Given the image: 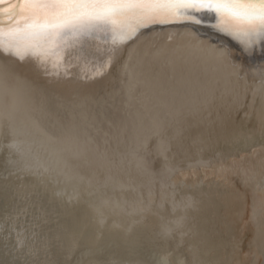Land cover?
I'll return each mask as SVG.
<instances>
[{
  "label": "bare ground",
  "instance_id": "1",
  "mask_svg": "<svg viewBox=\"0 0 264 264\" xmlns=\"http://www.w3.org/2000/svg\"><path fill=\"white\" fill-rule=\"evenodd\" d=\"M196 15L0 54V264H264V44Z\"/></svg>",
  "mask_w": 264,
  "mask_h": 264
},
{
  "label": "snow or ice",
  "instance_id": "2",
  "mask_svg": "<svg viewBox=\"0 0 264 264\" xmlns=\"http://www.w3.org/2000/svg\"><path fill=\"white\" fill-rule=\"evenodd\" d=\"M214 14L217 30L245 50L264 44V0H0V54L32 59L57 73L90 40L107 46L91 78L103 75L118 48L153 24L192 22ZM163 264H168L167 260Z\"/></svg>",
  "mask_w": 264,
  "mask_h": 264
}]
</instances>
